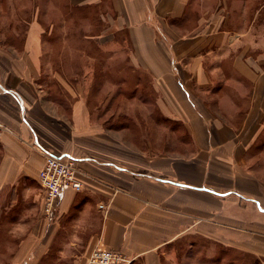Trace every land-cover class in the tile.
Here are the masks:
<instances>
[{
  "label": "crops",
  "instance_id": "crops-1",
  "mask_svg": "<svg viewBox=\"0 0 264 264\" xmlns=\"http://www.w3.org/2000/svg\"><path fill=\"white\" fill-rule=\"evenodd\" d=\"M65 2L101 22L98 46L151 85V110L136 103V126L101 123L93 77L49 74L46 30L0 12L6 264H86L96 248L130 264H264V0H232L238 12L230 0ZM43 151L75 157L84 174L50 220Z\"/></svg>",
  "mask_w": 264,
  "mask_h": 264
},
{
  "label": "rangeland",
  "instance_id": "rangeland-1",
  "mask_svg": "<svg viewBox=\"0 0 264 264\" xmlns=\"http://www.w3.org/2000/svg\"><path fill=\"white\" fill-rule=\"evenodd\" d=\"M230 7L239 11L237 3L232 4V0ZM0 12H7L9 15L16 13L14 19L2 21L7 25L16 24L18 29H26L31 20L36 18L46 30L43 42L48 45L49 51L44 54V58H48L53 63L49 67V74L93 77L88 93H91L90 103L92 106L95 105L97 118L101 123L110 122L112 114L111 122L115 128L124 125L134 126L137 124L136 116L141 115L138 110H132L136 107V103L147 104L145 107L151 110V85L139 83L134 72L127 67L123 68L125 63L121 55L113 56L115 62L110 59L112 53L100 49L96 38L104 27L100 21L88 18L91 16L88 13L84 16L77 14L79 12L72 10L65 0H0ZM242 22L238 16L232 14L230 24L233 28L245 26ZM258 25L264 27V19H260ZM106 74L110 77L113 75L109 79L113 84L106 83L104 78ZM109 97L113 100L112 108L106 110L105 103L109 101ZM129 108L130 113H133L130 114L132 117H127ZM138 118L142 119V117ZM143 122L147 124L146 117ZM165 123L168 124L167 121L161 122L163 126ZM132 134L136 135L135 132ZM258 149H260L258 155L264 157V138ZM7 247V244L0 243V264L8 262L2 257Z\"/></svg>",
  "mask_w": 264,
  "mask_h": 264
},
{
  "label": "built area",
  "instance_id": "built-area-1",
  "mask_svg": "<svg viewBox=\"0 0 264 264\" xmlns=\"http://www.w3.org/2000/svg\"><path fill=\"white\" fill-rule=\"evenodd\" d=\"M44 167L38 175V183L42 190V211L45 219H50L59 203L64 188L75 191L83 189L80 177L83 172L78 161L71 155H56L43 151ZM132 259L120 251L96 248L86 264H130Z\"/></svg>",
  "mask_w": 264,
  "mask_h": 264
}]
</instances>
